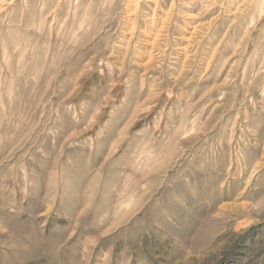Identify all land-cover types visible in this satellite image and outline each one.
<instances>
[{
  "label": "rangeland",
  "instance_id": "rangeland-1",
  "mask_svg": "<svg viewBox=\"0 0 264 264\" xmlns=\"http://www.w3.org/2000/svg\"><path fill=\"white\" fill-rule=\"evenodd\" d=\"M138 1L134 10L133 0H14L1 14L0 264H264V7L157 0L151 25L152 0ZM10 33L21 41L14 51L3 43ZM54 45L76 61L43 80ZM192 100L214 131L230 122L223 159L197 137L159 194L168 211L137 220V201L114 206L105 177L161 102ZM167 123L161 108L154 127ZM137 135L134 166L156 174L174 145L157 153ZM51 152L93 170L83 193L62 200L40 186Z\"/></svg>",
  "mask_w": 264,
  "mask_h": 264
},
{
  "label": "clouds",
  "instance_id": "clouds-1",
  "mask_svg": "<svg viewBox=\"0 0 264 264\" xmlns=\"http://www.w3.org/2000/svg\"><path fill=\"white\" fill-rule=\"evenodd\" d=\"M249 7L256 9L258 15V10L264 7V0H255ZM3 8L6 14H10L12 5L5 2ZM3 43L6 48H11L13 51L21 46L20 39L13 34L5 35ZM61 58H63V63H61ZM75 61V56L65 55L54 45L51 56L41 57V62L47 66L39 71L43 73V80H47L50 75L61 76ZM258 74L264 79V66L260 68ZM38 83V87L36 84L32 85V93H35V95L32 96L33 103L31 107L34 110L33 118L37 124H42L39 119V110L42 104L38 101L42 99L40 94L45 93V87L43 81ZM196 103L194 100L186 103L173 102L168 105H163V102H161L157 112L150 115L151 121L141 129L130 133L128 142L118 155L119 163L114 164L115 171L105 177L104 194L111 197L114 206L118 207L121 202L126 201L131 196L137 201V204L130 216L134 215L137 220H148L149 217L150 219L158 217L167 209L158 198L159 194L188 159L185 153L188 151V147L197 141V137L203 139L205 144L213 149L211 153L213 156L218 157L220 160L223 159V146L228 143L231 124L228 122L221 126L218 132L214 131L207 114L198 110ZM161 108H163V115L168 123L165 124L163 132H158L154 127L153 120L157 113L161 111ZM148 117L142 120H147ZM193 128L196 129L195 132L192 131ZM140 133L152 140L157 153L165 151L169 142L174 145L175 150L167 156V159L157 165L159 171L156 174L149 172L148 168L152 167L151 165L143 170L134 166L137 157L135 151L136 143L141 139V136L137 134ZM186 133L188 135H185ZM56 155L54 152L48 153L46 168L41 173L40 186L43 184L44 189L47 186L49 197L55 193H61L62 200L66 198L69 190L74 195L83 193L85 190L84 184L93 170L82 169L77 172L74 170L72 162H62L53 159ZM50 175L56 178V184L48 183ZM164 177L168 178L163 179ZM170 202L182 204L175 194L171 197Z\"/></svg>",
  "mask_w": 264,
  "mask_h": 264
},
{
  "label": "bare ground",
  "instance_id": "bare-ground-1",
  "mask_svg": "<svg viewBox=\"0 0 264 264\" xmlns=\"http://www.w3.org/2000/svg\"><path fill=\"white\" fill-rule=\"evenodd\" d=\"M12 1H14V0H11L10 2H8L9 4H12ZM151 1V0H150ZM207 1V0H206ZM5 2H7V0H0V16H1V14H3V13H5V10H4V8H3V5H4V3ZM138 0H133V3L134 4H136L135 6H134V10H136V6L138 5ZM152 2H153V7H152V15H151V20L150 21H148L151 25H153L154 24V20H155V11H156V7H157V0H152ZM208 3H210L208 6H212L213 4L211 3V0H210V2H208ZM174 2H172L171 4H170V6H169V8L170 9H168V10H171L173 7H174ZM204 6H206V4L204 5ZM155 10V11H154ZM205 10V9H204ZM26 11L27 10H23L22 12H21V15H20V17L23 15V14H25L26 13ZM165 13H167V14H165V16H164V19H163V21H160L161 23H165V21L168 19V12H165ZM193 15V14H192ZM23 17V16H22ZM162 18V17H161ZM160 19V18H159ZM10 20H11V23L13 22V21H15V22H17V23H19V20H17V17L16 16H12L11 18H10ZM169 20V19H168ZM20 24V23H19ZM151 29H152V27H150ZM163 27L161 26V29H162ZM160 29V28H159ZM13 30V29H12ZM161 31V30H160ZM159 31V32H160ZM10 32V31H9ZM13 32V31H12ZM13 33H15V32H13ZM11 34V33H10ZM17 34V33H16ZM158 35H155V37H157ZM179 48H181V47H179Z\"/></svg>",
  "mask_w": 264,
  "mask_h": 264
}]
</instances>
